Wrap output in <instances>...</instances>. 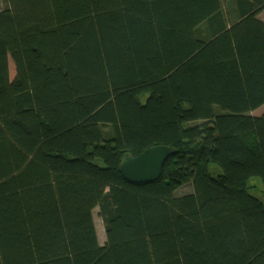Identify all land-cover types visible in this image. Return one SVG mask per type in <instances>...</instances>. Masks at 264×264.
Here are the masks:
<instances>
[{
	"label": "trees",
	"instance_id": "trees-1",
	"mask_svg": "<svg viewBox=\"0 0 264 264\" xmlns=\"http://www.w3.org/2000/svg\"><path fill=\"white\" fill-rule=\"evenodd\" d=\"M2 1L0 264H264V0Z\"/></svg>",
	"mask_w": 264,
	"mask_h": 264
},
{
	"label": "water",
	"instance_id": "water-1",
	"mask_svg": "<svg viewBox=\"0 0 264 264\" xmlns=\"http://www.w3.org/2000/svg\"><path fill=\"white\" fill-rule=\"evenodd\" d=\"M174 151L164 145L146 150L139 157L127 156L120 166L123 178L136 185L157 182Z\"/></svg>",
	"mask_w": 264,
	"mask_h": 264
},
{
	"label": "rangeland",
	"instance_id": "rangeland-1",
	"mask_svg": "<svg viewBox=\"0 0 264 264\" xmlns=\"http://www.w3.org/2000/svg\"><path fill=\"white\" fill-rule=\"evenodd\" d=\"M1 6H4L3 1L1 0L0 2ZM260 19L264 21V13L260 14ZM13 62L10 61V78L11 80H14L15 76L14 72L11 75V70L15 69V66H13ZM253 115L255 116H262L264 115V107L260 108L259 110L255 111L253 113ZM170 129L172 130H176V126L171 124L170 125ZM84 131L85 133L97 137V138H102L101 134H102V130L100 128V126L98 124H90V125H86L84 127ZM210 173L214 176V177H218L219 175L223 174V171L221 170V168H219L217 165L215 164H211L209 167ZM249 186L251 187V194L253 196H256L258 198H262L263 197V191H264V186H263V182L260 178H255L252 179L249 183ZM94 220H95V224H96V228H97V232H98V236H99V241L100 243L103 245L106 241V236H105V230H104V223L103 220L100 218L98 210H95V214H94Z\"/></svg>",
	"mask_w": 264,
	"mask_h": 264
},
{
	"label": "bare ground",
	"instance_id": "bare-ground-1",
	"mask_svg": "<svg viewBox=\"0 0 264 264\" xmlns=\"http://www.w3.org/2000/svg\"><path fill=\"white\" fill-rule=\"evenodd\" d=\"M14 66V65H13ZM14 72V75L13 76H15V69L14 70H11V75H12V73Z\"/></svg>",
	"mask_w": 264,
	"mask_h": 264
}]
</instances>
